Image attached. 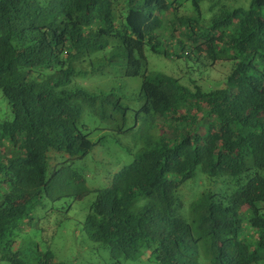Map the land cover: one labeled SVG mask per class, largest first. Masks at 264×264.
I'll use <instances>...</instances> for the list:
<instances>
[{
	"label": "trees",
	"instance_id": "16d2710c",
	"mask_svg": "<svg viewBox=\"0 0 264 264\" xmlns=\"http://www.w3.org/2000/svg\"><path fill=\"white\" fill-rule=\"evenodd\" d=\"M0 256L264 264V0H0Z\"/></svg>",
	"mask_w": 264,
	"mask_h": 264
},
{
	"label": "rangeland",
	"instance_id": "374dc122",
	"mask_svg": "<svg viewBox=\"0 0 264 264\" xmlns=\"http://www.w3.org/2000/svg\"><path fill=\"white\" fill-rule=\"evenodd\" d=\"M148 61H149V67L151 70H157V71L163 72V71H168L169 69H174V68L179 69L178 64L173 65L171 62L164 60L160 56L152 54L151 52L148 53ZM128 80H129V83H133V82L135 83L136 81H139L138 79H130V78H128ZM93 85L95 87L103 86V80L101 79L97 80L93 82ZM163 132H165L164 129H163ZM138 135H139V129L135 130L134 132L128 133V135H122L116 132V133H111L109 136H107L106 132H96L94 135V139L98 140L102 136H106L101 141L100 146H98L97 148L99 152L103 151V154H111V153H114L115 151H121L126 156L125 158H123V160H121V158L118 157L119 155L114 158L108 157L107 161L110 159L112 160L114 164H118L120 162L121 163V166H119L120 168L126 163L124 162L126 158H128V160L130 161L131 156L129 155L128 150L130 149V147L134 146L136 141L139 142L140 138H138ZM101 156L104 158L106 157L104 155H101ZM90 160H95L96 162H98L100 158L90 157ZM90 164H92V161L90 162ZM90 175L93 177V179L92 181L90 180L89 181L90 183L88 184L93 185L94 183L98 187L107 185V183H104L105 180L102 181V178L104 177H99L95 175L94 173L93 174L91 173ZM74 211L76 212L77 217L82 215L81 206H80V209L79 207H77L75 208ZM75 230H76V227L73 222H69L65 226H63L59 235L57 236V239H55L51 243L52 250H54L58 259L65 261V262L77 261V260L82 259L83 257L87 258L88 260H92L91 257H93V254L91 253V251L87 250L88 247L83 246L82 243H80V241L79 242L76 241L75 236H74ZM83 247H85V249ZM0 264H10V263L8 261H4L0 259Z\"/></svg>",
	"mask_w": 264,
	"mask_h": 264
}]
</instances>
